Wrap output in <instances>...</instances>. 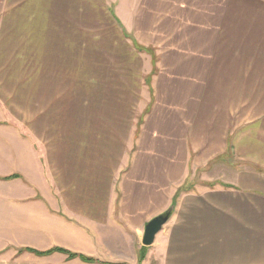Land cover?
<instances>
[{
    "label": "crops",
    "instance_id": "0c3cea01",
    "mask_svg": "<svg viewBox=\"0 0 264 264\" xmlns=\"http://www.w3.org/2000/svg\"><path fill=\"white\" fill-rule=\"evenodd\" d=\"M82 11L92 30L78 34H105L110 49L137 51L130 92L138 100L148 89L142 124L136 136L133 108L126 109L113 141L105 124L114 107H105L106 122L45 140V173L34 141L3 123L2 106L17 101L22 82L36 80L17 72L36 44L69 48L71 17ZM76 40L87 48V36ZM154 51L158 71L146 80ZM7 83L15 87L5 95ZM236 97L247 101L234 111ZM99 107L68 110L91 116ZM227 112L247 115L235 145L264 159V0H0V132L8 135L0 133L2 264H264V172L234 170L222 159L235 140ZM37 114H16L31 135ZM107 135L106 150L99 142ZM198 172L201 183L183 190ZM170 208L155 243L144 247L147 224ZM57 248L97 262L35 252Z\"/></svg>",
    "mask_w": 264,
    "mask_h": 264
},
{
    "label": "rangeland",
    "instance_id": "374dc122",
    "mask_svg": "<svg viewBox=\"0 0 264 264\" xmlns=\"http://www.w3.org/2000/svg\"><path fill=\"white\" fill-rule=\"evenodd\" d=\"M86 6H90V3H86ZM88 12H75L71 17L69 24L71 33L68 36H70L72 42L65 44V46H69V48L58 49L54 47L52 49L47 48V50H42V48L39 47V43L36 44V48L31 51L33 54L31 60L28 63L25 61L21 67L17 68V72H19L20 76L24 78L31 79L34 75H38L36 76V80L22 82L21 88L16 87L18 95L17 101H14L16 103L13 102L7 107L2 106V116H0L2 117V121L4 120L3 123L18 128L22 135L34 141V147L38 151L40 162L43 164L45 173H47L46 156L48 151V143L45 140L51 138L57 143L62 137L65 138L64 134L67 135V130L69 128L72 130L79 124H81L86 130H89V123L91 121L100 120L102 116L103 122H106V120H104L107 116V110L105 107H114L108 108L111 113L112 123L105 124L112 127L113 141L116 140L114 133L121 129L120 117H123L126 109L133 108V119H135L136 123V136L138 135L142 124L143 118L141 117L144 110L142 105H145L147 102L146 97L148 96V89L144 95L142 94L140 97L141 99L138 100L133 97L130 92L131 89H133V85L131 86V79L133 78V72L135 70L133 64L137 60V51L129 48V51L126 53L125 49H117L118 47H116L115 50L113 47L110 49L108 45L111 44H109L110 41L106 40L107 36H105V34L94 35L95 33L91 34L89 32L78 34L77 31L79 29L84 30L83 28H85L86 30H92L90 22L87 21L90 19ZM45 18H47V16ZM35 22L41 24V21H38V19H36ZM86 22L87 25H84ZM37 38L39 41L46 42L47 44L45 45H50L48 44L49 39H42L40 34L37 35ZM83 38L84 41H87V44H85V46H87L86 49L83 47L84 42L82 43V48L79 46V43H75L77 41L76 39L83 40ZM114 38V43L117 44L119 39L116 36H114ZM23 40L26 41L24 37ZM24 45L27 44L24 43ZM30 50L31 49L24 48L23 51L26 56L27 52ZM149 51H151V49H149ZM152 53V61L154 59V65L142 69L143 77H145L146 80L148 79L149 74L153 75L158 71L156 66V53L155 51ZM144 58L145 61H147V57ZM16 84L19 87V83ZM12 86L13 88L15 87L13 83H7V86L5 87V95L10 93ZM136 89H142V86L137 85L135 91ZM95 98L97 100H95ZM8 99L10 98L8 97ZM242 101H247V99L245 100L237 97L231 98L230 104L234 111L236 106ZM254 101H256V99H248L250 105L251 102ZM15 105L16 107H14ZM85 105L87 107H100L95 111H91L94 113L91 116L85 114L88 111L85 113L83 111L76 113L68 110L72 109L71 107L76 108ZM31 109L33 112L38 110L37 116L40 118L38 124L39 131H37L35 127L33 130L35 133H33L34 135H31L26 124L20 123L17 118L19 110H22L26 114V112H29ZM222 114H224V116L226 115L228 122L231 124L232 137L235 139L233 146L227 150V154L225 157L223 156L224 158L222 159L225 160L226 158L227 163H230L234 170L252 169L254 171L264 172V163H261L264 162V159L259 158V161H257V157L260 155L259 151H254L253 148L242 149L241 145H235V143L238 142L236 138H240L242 134L240 127L237 129L236 127L246 121L247 115L244 113L232 114L228 112ZM253 115L255 116V114ZM229 117L232 120H229ZM260 124L264 127V120ZM44 126L45 129L49 131L47 136H43L42 134ZM0 133H2V137L8 136L3 130ZM59 133L63 134L62 137L58 135ZM260 135L258 136L260 137ZM37 137L38 139H36ZM107 140L108 135L105 139L101 138V141L99 142V144H101L106 150L108 149ZM242 154L248 157H244ZM200 181H202V175L198 172L195 178L187 182L186 187L184 186L183 190L194 189L195 186H198V183H201ZM211 184L215 185L214 182H211ZM181 193H179V195ZM35 252L46 255L45 253L49 252V250L42 252L37 250ZM91 259L97 262L96 259ZM10 260L13 262L16 261L13 258ZM0 264H2V257H0Z\"/></svg>",
    "mask_w": 264,
    "mask_h": 264
},
{
    "label": "water",
    "instance_id": "95a60500",
    "mask_svg": "<svg viewBox=\"0 0 264 264\" xmlns=\"http://www.w3.org/2000/svg\"><path fill=\"white\" fill-rule=\"evenodd\" d=\"M172 214L173 208H170L164 214L156 217L147 224L142 240L144 247H151L155 243L157 235L163 230V227L168 223Z\"/></svg>",
    "mask_w": 264,
    "mask_h": 264
},
{
    "label": "trees",
    "instance_id": "16d2710c",
    "mask_svg": "<svg viewBox=\"0 0 264 264\" xmlns=\"http://www.w3.org/2000/svg\"><path fill=\"white\" fill-rule=\"evenodd\" d=\"M15 178H18V177H11V178H7L6 180H10V179H15ZM54 252H61L63 254H67L70 258H78L80 257L83 261H85L86 263H96L95 260L91 259V258H88V257H85V256H79V255H76V254H73V253H69L68 251H65L63 249H54V250H51L47 253H45L46 255L47 254H52ZM38 255H43L42 253H37Z\"/></svg>",
    "mask_w": 264,
    "mask_h": 264
}]
</instances>
